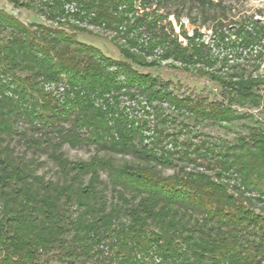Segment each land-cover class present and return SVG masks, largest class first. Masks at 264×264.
Here are the masks:
<instances>
[{"label": "trees", "instance_id": "1", "mask_svg": "<svg viewBox=\"0 0 264 264\" xmlns=\"http://www.w3.org/2000/svg\"><path fill=\"white\" fill-rule=\"evenodd\" d=\"M13 1L38 6L48 20L74 31L87 30L71 19L116 32L124 40L119 50L125 59L108 56L74 31L41 23L31 29L0 10V26L9 31L0 43V264H46L53 257L71 264H152L155 257L157 264H264V213L252 203L264 202V124L254 121L232 142L205 138L178 145L165 132L172 117L152 105L167 100L181 114L220 125L242 118L232 104H260L264 79L245 72L211 74L228 93L225 106L179 98L167 90L169 82L132 65L154 64L146 58L158 56L185 69L197 67L200 74L213 68L201 33L188 35L182 24L177 33L168 17L186 9L191 18L192 9L214 8L221 0ZM168 2L180 9L164 8ZM211 16L216 45L226 44L224 24ZM262 28L240 22L235 34L245 48L264 36ZM61 81V97L45 88ZM136 95L146 101L138 107L145 114L151 108L161 126L153 141L159 154L142 143L143 119L121 105L122 96L135 100ZM20 122L27 127L20 130ZM164 136L176 143L173 149L162 144ZM65 144L95 151L88 159L72 160ZM41 154L55 164L54 179L38 173L35 158ZM113 154L135 161L117 163ZM162 167L173 171L163 174ZM233 173L239 181L230 185Z\"/></svg>", "mask_w": 264, "mask_h": 264}, {"label": "rangeland", "instance_id": "2", "mask_svg": "<svg viewBox=\"0 0 264 264\" xmlns=\"http://www.w3.org/2000/svg\"><path fill=\"white\" fill-rule=\"evenodd\" d=\"M216 1V0H214ZM220 6H215L214 8L192 9L189 18L187 16L188 12L186 9L179 10L180 13L178 17L175 14H171L168 19L171 22L174 31L179 33L181 30L180 24H182L183 29L186 30L188 35H191L195 29H197L201 35L199 36L200 41L204 43L211 50V55L215 59V64L213 68H204L206 71L204 74L198 73L195 68L189 66L185 69L182 63L174 61L172 59H160L158 56H148L146 60L148 62H153L154 64L147 66H140L132 63L135 69L141 73H149L151 76L155 77L158 82H169L167 85V90L172 91L179 98L190 96L191 98H201L205 101H222L224 105H229L227 103L228 93L223 90L221 84L216 80L212 79L211 74L225 75V73H252V75H260L264 79V36H262L258 41L253 42L245 46L241 43L240 37L235 34L238 24L240 22H247L248 27L255 28L257 26H262L264 31V0H221L219 2ZM153 5L150 9H153ZM70 10V6L66 7ZM173 11L178 9L179 6L174 2H168L164 7ZM161 8V9H164ZM180 9V8H179ZM0 10H3L25 25L30 26L31 29H35L37 23L44 25L65 28L68 32L74 31L67 25L58 24L57 20H48L40 10L38 6L26 7L16 4L13 0H0ZM143 11L139 7L138 13ZM162 11V10H161ZM177 11V10H176ZM202 12L204 14H202ZM215 13L217 19H220L223 26V31L225 32L224 41L226 44L219 43L216 39V35L213 33L215 26V20L211 15ZM193 18V19H192ZM73 23H77L87 31H74L75 37L83 41L94 43L98 46L101 51L108 56L122 60L125 59L119 50L120 46L123 45V38L116 35V32L110 29H104L102 27L86 24L85 22H78L76 20H70ZM9 31L8 28L4 29L0 26V43L6 41ZM179 41L182 44L186 43V39L182 34H179ZM129 61V60H128ZM115 67L110 68L114 69ZM123 77H120L122 79ZM63 85V82H59ZM134 93L136 91L132 90ZM259 93L262 95V101L258 106H249L247 104H232L231 109L235 111V114L242 116L241 119L233 120L229 122H221L220 125L206 119L194 118L192 115L184 112L181 114L174 107L175 105L167 100L157 101L152 103L154 111L156 109H163V113H168L172 118L169 117L168 125L165 127V132L173 135L176 138L178 145L182 142L198 143L201 139H212L214 141L225 140L227 142H232L236 140L237 136L245 134L248 132V125L254 124V121H259L264 124V82L259 87ZM137 99H129L128 96L122 98L121 105L125 107V112L128 114L134 113L138 115V119H143L144 126L146 130H143L142 143L147 144V147H151L153 151L157 154L160 152V146L154 145L153 141H158L159 137L157 135L158 126L156 125V116L154 117L149 114L153 110L148 109V113L145 114L143 109L138 107L137 102L145 103L144 97L136 95ZM147 111V108H144ZM138 112V114H137ZM21 130L25 127L21 122L19 123ZM27 127V126H26ZM157 128V129H156ZM162 133V136L164 133ZM209 137V138H208ZM17 139V138H15ZM153 142V144H152ZM16 150H24L25 146L22 143H15ZM151 143V144H150ZM162 144L166 149H173L175 142L171 141V136L163 137ZM182 146V145H181ZM65 155L72 160L78 159H88L95 151V149L90 147L72 148L67 144L62 147ZM104 154V152H100ZM30 155V151L27 153ZM113 159L117 163H122L124 161H135L134 157L129 154H113ZM36 162H40L38 166V173L44 174L46 179H54L56 177V166L55 164L45 155L41 154L36 157ZM188 168L193 167L192 163L187 164ZM161 171L163 174H170L173 168L162 167ZM232 177L229 178L228 182L230 185L238 183L239 179L237 174H231ZM105 178V174H102ZM246 197H252L255 192H245ZM107 196H110V191H107ZM254 209L256 212L264 213V202L252 200ZM46 257L44 256L43 259ZM158 257L152 259V264H157ZM46 264H71L70 262H60L53 257L46 261ZM74 264H77L76 262ZM105 264H108L107 260ZM112 264V263H111ZM158 264H163L158 263Z\"/></svg>", "mask_w": 264, "mask_h": 264}, {"label": "built area", "instance_id": "3", "mask_svg": "<svg viewBox=\"0 0 264 264\" xmlns=\"http://www.w3.org/2000/svg\"><path fill=\"white\" fill-rule=\"evenodd\" d=\"M45 88L47 90H51L53 92L54 95L58 96V97H61L60 93L63 91L64 89V84H56L54 82H48L46 83L45 85ZM122 98H125L122 96Z\"/></svg>", "mask_w": 264, "mask_h": 264}]
</instances>
